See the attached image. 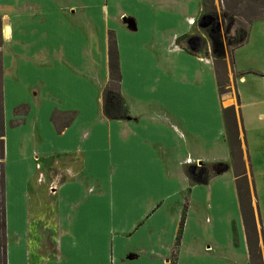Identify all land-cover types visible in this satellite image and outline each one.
<instances>
[{
  "label": "crops",
  "instance_id": "obj_1",
  "mask_svg": "<svg viewBox=\"0 0 264 264\" xmlns=\"http://www.w3.org/2000/svg\"><path fill=\"white\" fill-rule=\"evenodd\" d=\"M203 11L204 0H0V264L3 243L6 264H252L229 107L264 262L247 133L264 127V17L219 60L222 94L218 61L180 40ZM111 32L125 119L100 106ZM57 111L74 113L61 130Z\"/></svg>",
  "mask_w": 264,
  "mask_h": 264
},
{
  "label": "rangeland",
  "instance_id": "obj_2",
  "mask_svg": "<svg viewBox=\"0 0 264 264\" xmlns=\"http://www.w3.org/2000/svg\"><path fill=\"white\" fill-rule=\"evenodd\" d=\"M206 14H215L217 22L219 23L218 28L215 27L213 30V26H209L208 28H201L199 26L198 22L200 18ZM261 17H264V0H206L203 14L196 22L197 25L194 32L192 35L184 39V42L187 44V40L190 37H198V43L201 46L200 51L209 58L218 61L217 69L220 73V80L223 81L225 66L219 64L220 58L225 57L227 63L232 61V51L235 47L246 41L250 30V23ZM257 24V26H259L257 28L264 27V23ZM247 133L251 144L250 151L254 162L256 192L261 210L262 226L264 229V127H260L258 130H248ZM234 153L237 164V173L240 171H247L248 180L250 181V189L253 190V185L255 183L252 181L253 178L251 176L248 161L247 163H244L242 159V151H239L236 146ZM205 170L208 173H211L213 167L208 165ZM189 171L190 176L193 178L199 176L201 173L198 166L196 167L195 172L191 170ZM250 239L251 243L254 244L257 241L256 234L251 232ZM260 256V260L258 258H252L251 256V261L258 264H264L261 251Z\"/></svg>",
  "mask_w": 264,
  "mask_h": 264
},
{
  "label": "trees",
  "instance_id": "obj_3",
  "mask_svg": "<svg viewBox=\"0 0 264 264\" xmlns=\"http://www.w3.org/2000/svg\"><path fill=\"white\" fill-rule=\"evenodd\" d=\"M258 1V0H256ZM206 0H204L205 4ZM251 24V23H250ZM188 36H183L180 40L186 39ZM109 81L101 94V111L103 116L106 119H125L128 116V110L126 107V103L124 98L121 94V74H120V67H119V54L117 49V43L114 36V33L111 32L109 36ZM222 58H220L221 60ZM220 92L226 93L227 92V81L223 80L220 81L219 84ZM224 115L226 120V125L228 129V133L231 139L233 153L235 150V146L241 151L240 148V141L238 138V124H237V114L234 107H229L224 109ZM60 116H68L63 122L59 121ZM74 118L73 112H55L53 120L56 123L59 130L66 127ZM235 157V153H234ZM3 158V147L0 145V159ZM213 171L208 173L207 177L211 176L212 174H218L226 171L228 169V165L225 163L222 164H214L212 165ZM237 187H238V195L241 203L242 214L245 220L247 232H248V240H249V247H250V254L252 258H258L260 260V249L258 246L257 241L252 244L251 243V232L256 234L255 228V221H254V214L253 208L251 204V197H250V190L249 186H247L245 172L241 171L237 173ZM186 212L183 211L182 218L180 221L179 231L177 235V245L179 244L181 234L183 232L184 223H185ZM4 226L3 223V216H2V228ZM1 251H2V260L1 264H6L5 260V252L6 246L1 244ZM260 263V262H259ZM172 264H175L174 260H172ZM252 264H258L252 261Z\"/></svg>",
  "mask_w": 264,
  "mask_h": 264
},
{
  "label": "water",
  "instance_id": "obj_4",
  "mask_svg": "<svg viewBox=\"0 0 264 264\" xmlns=\"http://www.w3.org/2000/svg\"><path fill=\"white\" fill-rule=\"evenodd\" d=\"M199 26L201 28H208L209 26H213L212 29L214 30V28H218V22H217V17L213 16V15H203L199 22H198ZM187 46L191 51H198L200 49V44L198 43V37H190L187 40ZM197 165L192 166L190 168L191 171L195 172Z\"/></svg>",
  "mask_w": 264,
  "mask_h": 264
},
{
  "label": "flooded vegetation",
  "instance_id": "obj_5",
  "mask_svg": "<svg viewBox=\"0 0 264 264\" xmlns=\"http://www.w3.org/2000/svg\"><path fill=\"white\" fill-rule=\"evenodd\" d=\"M213 16H215V14H212ZM201 42H202V40H201ZM201 47V46H200ZM200 50V49H199Z\"/></svg>",
  "mask_w": 264,
  "mask_h": 264
}]
</instances>
